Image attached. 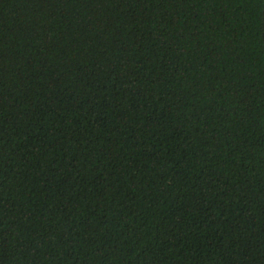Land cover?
Instances as JSON below:
<instances>
[{"label":"trees","instance_id":"1","mask_svg":"<svg viewBox=\"0 0 264 264\" xmlns=\"http://www.w3.org/2000/svg\"><path fill=\"white\" fill-rule=\"evenodd\" d=\"M0 264H264V0H0Z\"/></svg>","mask_w":264,"mask_h":264}]
</instances>
